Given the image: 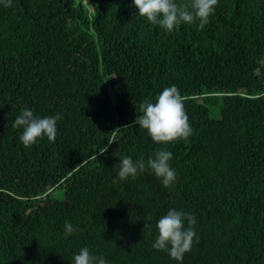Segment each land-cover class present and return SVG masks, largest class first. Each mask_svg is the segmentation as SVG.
Masks as SVG:
<instances>
[{"label":"trees","instance_id":"16d2710c","mask_svg":"<svg viewBox=\"0 0 264 264\" xmlns=\"http://www.w3.org/2000/svg\"><path fill=\"white\" fill-rule=\"evenodd\" d=\"M172 85L193 129L166 146L177 182L114 180L120 157L164 147L134 121ZM24 107L62 115L54 141L21 144ZM172 208L197 219L182 264H264V0H218L203 29L171 33L132 0L0 2V264H71L84 246L176 264L152 248Z\"/></svg>","mask_w":264,"mask_h":264},{"label":"clouds","instance_id":"9594fccd","mask_svg":"<svg viewBox=\"0 0 264 264\" xmlns=\"http://www.w3.org/2000/svg\"><path fill=\"white\" fill-rule=\"evenodd\" d=\"M4 7H10L12 0H0ZM138 15L150 24L156 25L165 33H171L181 23L192 25L198 22L201 29L214 15L218 0H190L178 3L177 0H132ZM140 115L134 123L146 130L155 144L164 147L156 149L147 160H133L131 156L118 159V166L112 172L114 180L127 181L139 174L151 172L162 186L168 188L177 182V172L171 166L173 154L166 146L178 140L188 139L193 132L185 111L179 89L175 86L165 87L154 99L145 100L140 105ZM60 113L54 116L40 117L29 107H24L15 118L13 127L20 129L19 141L25 148H31L45 138L52 142L57 134V122ZM197 219L191 212L172 208L156 222V236L152 248L166 253L169 258L182 264L184 256L191 252L194 243L199 242L196 231ZM64 234L71 236L76 229L66 221ZM71 264H110L106 257L97 255L84 246L73 254Z\"/></svg>","mask_w":264,"mask_h":264},{"label":"rangeland","instance_id":"374dc122","mask_svg":"<svg viewBox=\"0 0 264 264\" xmlns=\"http://www.w3.org/2000/svg\"><path fill=\"white\" fill-rule=\"evenodd\" d=\"M58 193H59V192H56L54 195H56V196H57V195H58ZM60 194H62V192H60Z\"/></svg>","mask_w":264,"mask_h":264}]
</instances>
